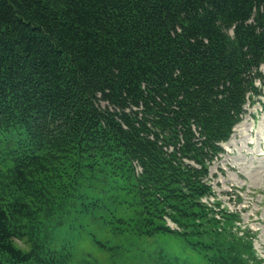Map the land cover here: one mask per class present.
Here are the masks:
<instances>
[{"label": "trees", "instance_id": "16d2710c", "mask_svg": "<svg viewBox=\"0 0 264 264\" xmlns=\"http://www.w3.org/2000/svg\"><path fill=\"white\" fill-rule=\"evenodd\" d=\"M263 64L264 0H0V264H69L57 229L100 212L264 264L240 213L202 201Z\"/></svg>", "mask_w": 264, "mask_h": 264}, {"label": "rangeland", "instance_id": "374dc122", "mask_svg": "<svg viewBox=\"0 0 264 264\" xmlns=\"http://www.w3.org/2000/svg\"><path fill=\"white\" fill-rule=\"evenodd\" d=\"M261 69L264 73V64ZM258 99L262 102L248 106L244 119L223 143L225 151L210 164L208 179L221 208L240 213V229L250 231L255 252L264 261V95ZM81 215L73 227L67 220L64 229H57L59 244L72 242L74 256L69 264H212L178 234L121 232L115 229L120 222L106 212L96 214L101 218ZM26 241L17 239L28 247Z\"/></svg>", "mask_w": 264, "mask_h": 264}, {"label": "bare ground", "instance_id": "6f19581e", "mask_svg": "<svg viewBox=\"0 0 264 264\" xmlns=\"http://www.w3.org/2000/svg\"><path fill=\"white\" fill-rule=\"evenodd\" d=\"M153 90V89H152Z\"/></svg>", "mask_w": 264, "mask_h": 264}]
</instances>
